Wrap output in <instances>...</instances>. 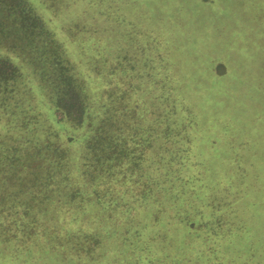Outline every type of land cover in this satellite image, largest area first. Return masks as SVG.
Instances as JSON below:
<instances>
[{
  "label": "trees",
  "instance_id": "obj_1",
  "mask_svg": "<svg viewBox=\"0 0 264 264\" xmlns=\"http://www.w3.org/2000/svg\"><path fill=\"white\" fill-rule=\"evenodd\" d=\"M38 1L80 36L68 52L29 0H0V264H264L251 162L213 148L201 68L160 26L123 44L122 0Z\"/></svg>",
  "mask_w": 264,
  "mask_h": 264
},
{
  "label": "rangeland",
  "instance_id": "obj_2",
  "mask_svg": "<svg viewBox=\"0 0 264 264\" xmlns=\"http://www.w3.org/2000/svg\"><path fill=\"white\" fill-rule=\"evenodd\" d=\"M29 2L56 39L68 52L74 51L80 35L75 34L74 41L64 36L60 13L53 16L43 2ZM78 5L79 8L71 9L73 14L82 9ZM119 9L125 16L120 22L123 44L127 45L131 37L142 41L141 26L149 29L160 26L168 30L173 42L171 56L184 60L191 70L201 68L193 71V76L198 75L208 93L198 99L204 118H213L218 123L213 148L218 152L242 150L251 162L247 192L249 231L256 244L264 247V49L244 44L249 40V31L251 35L264 31V0H122ZM128 32L130 37H126ZM193 54L199 55L200 62L187 61ZM210 54L227 65L226 73L211 74ZM89 56L92 60L90 52ZM11 59L18 63L15 57ZM208 148V143L201 145L204 151Z\"/></svg>",
  "mask_w": 264,
  "mask_h": 264
}]
</instances>
